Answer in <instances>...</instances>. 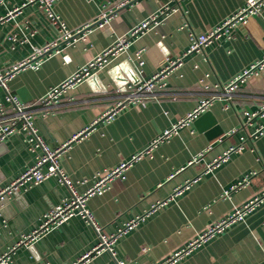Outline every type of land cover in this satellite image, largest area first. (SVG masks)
<instances>
[{
  "label": "crops",
  "instance_id": "1",
  "mask_svg": "<svg viewBox=\"0 0 264 264\" xmlns=\"http://www.w3.org/2000/svg\"><path fill=\"white\" fill-rule=\"evenodd\" d=\"M119 1L56 0L53 11L70 30L95 20L107 7L113 8L112 17L108 25L85 31L84 38L80 33L60 41L51 54L43 56L38 68L19 70L8 81L12 94L34 103L160 6L176 8L160 24L134 37L124 52L94 74V80L90 76L67 90L45 115L38 108L34 111L38 132L46 142L51 147L67 144L58 163L76 189L83 192L97 172L150 146L203 98L214 97L208 110L216 123L200 127L196 116L180 125L134 161L123 177L112 180L105 192L87 199L86 207L107 233L148 212L153 204L165 202L118 236L114 256L103 250L79 264H115V260L153 264L264 189V108L250 122L245 117V112L264 105V66L238 84L230 101L220 95V84L264 57V8L202 50L185 56L169 72L163 89L121 109L110 121H95L119 97L116 88L128 80V68H135L140 81L150 77L168 58L187 50L191 30L201 33L220 25L247 0H128L117 8L114 4ZM56 37L57 27L39 2L0 0V66L26 58ZM0 100L4 101L2 90ZM85 128L83 135L72 138ZM240 143L244 145L240 152H231L226 160L205 170L207 163ZM38 152L29 148L23 133L6 135L0 141V188L30 166ZM195 156L199 159L192 161ZM243 178V183L229 189ZM186 181L189 187L170 197ZM66 196V186L57 176H50L0 201V254L15 246L11 264H73L90 250L97 234L79 215L30 244L16 245ZM143 247L147 249L141 251ZM171 264H264V199L242 219Z\"/></svg>",
  "mask_w": 264,
  "mask_h": 264
},
{
  "label": "built area",
  "instance_id": "2",
  "mask_svg": "<svg viewBox=\"0 0 264 264\" xmlns=\"http://www.w3.org/2000/svg\"><path fill=\"white\" fill-rule=\"evenodd\" d=\"M29 2H39V6L45 10L47 17L57 27V37L52 42L46 43L43 46L34 49L31 54L26 58L13 62L6 66H0V90L3 92L4 101L0 100V141L5 138L6 135L13 132H21L25 135L26 141L29 144V148L32 150H38L35 161L16 176L6 187L0 188V201L6 200L9 195L17 194L21 190H27L31 186L39 184L44 179L50 176H57L59 181L68 189V196L53 206L50 210L44 213L42 220L38 227L31 230L28 234L24 235L16 245L30 244L34 242L42 234L54 229L68 218L79 215L84 218L97 234V242L95 245L84 254H82L76 262L73 264H79L83 260L89 259L92 255L97 254L103 250L110 252L114 256L113 244L118 236L127 232L129 229L138 224L148 213L154 211L156 207L164 203L165 200L153 204L152 208L144 214L135 216L134 218L126 221L115 232L107 233L101 225H99L92 213L86 207L87 199L90 196L96 194H102L105 192L112 180L123 177L125 170L137 159L143 155L149 153L151 148L158 140H162L170 136L173 132L177 131V128L191 121L196 116L200 115L205 110H208L213 102L214 97H207L200 100V102L182 119L173 124L171 128L165 130L160 136L153 140L152 144L144 150L133 154L130 158L121 161L116 166L97 172L92 184L83 192H79L76 186L69 178L67 174L59 166V156L64 151L67 144H62L57 147H51L41 134L38 132V128L34 121V111L40 109V112L45 115L51 108L56 106L60 100V97L69 89L77 86L80 82L103 69L114 57L118 56L130 44V41L139 34L146 32L154 26L160 24L164 17L171 11L176 10L174 5L164 4L157 10L150 13L146 18L132 26L125 36L118 37L114 42L96 54L87 63L77 68L71 74H69L64 80L57 85L49 88L36 102L25 103L20 98L12 94L8 88V81L19 71L25 68H38L42 62V58L45 55L51 54V51L62 40H68L75 35L83 33L84 38L87 30H91L93 27L102 28L108 25L113 8L107 7L102 10L95 20L86 22L82 26L70 30L65 27L63 22L59 19V16L53 11V5L56 0H28ZM128 0H121L114 4L115 7L122 6ZM264 8V0H247L246 4L235 12L230 17L226 18L220 25L211 28L205 32L196 33L193 30L189 32L190 45L185 52L175 58H168L166 64H164L159 70H157L150 77L144 80L132 84L130 82L121 85L116 88L118 98L110 104L106 110L95 120L110 121L114 118L118 111L127 107L130 104H136L142 101L144 98L150 96L157 90H161L166 86V78L169 72L178 67L181 64L182 59L188 54L194 51L202 50L207 44L218 39L224 32L228 31L232 27L240 26L245 23L247 17L258 14ZM142 63V61L140 62ZM264 66V57L250 64L244 68L242 72L231 78L228 82L220 84L221 93L226 99L231 100L232 91L238 86V84L245 80L250 74H256ZM201 81V80H200ZM264 108L262 105L257 111L248 113L245 112L246 121L250 120ZM86 132V128L77 134H74L72 138H77ZM252 137V135H251ZM244 148L243 143L230 146L223 155L214 159L206 164L205 170H210L213 167L226 160L231 152H240ZM201 155V154H200ZM199 158L195 156L192 161H197ZM191 162V161H190ZM246 179L238 180L229 189L237 187L243 183ZM189 181H186L183 185H180L174 189L173 194L170 196L181 193L188 188ZM229 190L225 191V195ZM264 199V189L254 195L251 199L236 206L231 212L209 225L202 230L199 234L194 236L187 244L176 250L173 254L162 258L161 260L153 264H171L179 256L188 253L195 246L201 242L213 236L215 233L220 232L225 227L229 226L233 222L242 219L253 207ZM15 246L0 254V264H11L10 254L14 250ZM147 247H143L141 251H145ZM115 264H126V262L115 260Z\"/></svg>",
  "mask_w": 264,
  "mask_h": 264
},
{
  "label": "water",
  "instance_id": "3",
  "mask_svg": "<svg viewBox=\"0 0 264 264\" xmlns=\"http://www.w3.org/2000/svg\"><path fill=\"white\" fill-rule=\"evenodd\" d=\"M126 76L128 77V80H123V82L119 83L118 86L124 85L126 83H128L127 81H130V83L132 84H136L138 82H140V77L137 73V71L135 70V68L130 67V69L128 68L127 74ZM97 77V75H91V79L93 78V80ZM195 123L200 126V127H205L204 125L208 124L209 126H213L216 123L215 118H213V116H211V113L209 112V110H205L204 112H202L199 116H197V118L195 119ZM213 129H217V127H213ZM18 194V193H17Z\"/></svg>",
  "mask_w": 264,
  "mask_h": 264
}]
</instances>
